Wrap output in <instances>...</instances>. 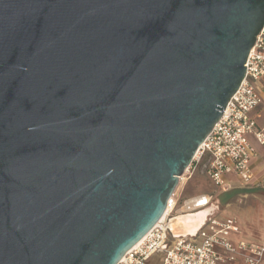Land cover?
<instances>
[{"label": "water", "instance_id": "water-1", "mask_svg": "<svg viewBox=\"0 0 264 264\" xmlns=\"http://www.w3.org/2000/svg\"><path fill=\"white\" fill-rule=\"evenodd\" d=\"M263 23L264 0H0V264H117L164 214Z\"/></svg>", "mask_w": 264, "mask_h": 264}, {"label": "built area", "instance_id": "built-area-1", "mask_svg": "<svg viewBox=\"0 0 264 264\" xmlns=\"http://www.w3.org/2000/svg\"><path fill=\"white\" fill-rule=\"evenodd\" d=\"M244 65L243 80L186 168H195L208 156L206 173L222 188L227 187L228 174L236 175L242 182L249 180V162L255 151L248 136L252 135L264 145V127L257 128L250 116V111L261 102L259 87L264 86V23ZM182 179L181 175L179 181ZM176 206L177 198L172 193L166 204L165 218H160L117 264H148L156 254L159 264H227L236 260L259 264L263 260L264 244L232 240L231 235L239 231L234 217L219 218L213 212L193 236L172 237L167 221Z\"/></svg>", "mask_w": 264, "mask_h": 264}, {"label": "crops", "instance_id": "crops-1", "mask_svg": "<svg viewBox=\"0 0 264 264\" xmlns=\"http://www.w3.org/2000/svg\"><path fill=\"white\" fill-rule=\"evenodd\" d=\"M259 92L261 102L250 111L257 128L264 127V86L259 87ZM248 140L255 151L249 162V180L242 182L236 175L228 174L227 187L220 188L221 191L231 188L238 190V208L226 213L219 208L214 215L219 218L234 217L237 220L239 231L231 235L233 241L252 240L264 244V145L258 143L252 135L248 136ZM231 263L243 264L241 260ZM259 264H264V258Z\"/></svg>", "mask_w": 264, "mask_h": 264}, {"label": "rangeland", "instance_id": "rangeland-1", "mask_svg": "<svg viewBox=\"0 0 264 264\" xmlns=\"http://www.w3.org/2000/svg\"><path fill=\"white\" fill-rule=\"evenodd\" d=\"M208 162L209 157L206 156L195 168L191 166L184 171L182 174L183 179L179 181L173 192L174 198H177V206L175 209L181 207L183 202L188 198L197 195H206L207 199L210 197L205 207L211 206V203L214 202V204L217 205L214 207V214L218 212L219 208L225 210L224 213L238 208V190L236 188H231L226 191H221V187L206 173ZM148 264H159V255H154Z\"/></svg>", "mask_w": 264, "mask_h": 264}, {"label": "bare ground", "instance_id": "bare-ground-1", "mask_svg": "<svg viewBox=\"0 0 264 264\" xmlns=\"http://www.w3.org/2000/svg\"><path fill=\"white\" fill-rule=\"evenodd\" d=\"M199 199H201L202 203L208 201L206 195L200 196ZM191 201L192 200H187L186 203H190ZM205 208L206 207H204V209H199L195 212H186L175 215L168 220L167 225H169L171 229H176L181 231H193L199 224V221L202 219L203 215L206 214ZM165 216H166V212L162 215L161 219L162 218L164 219Z\"/></svg>", "mask_w": 264, "mask_h": 264}, {"label": "flooded vegetation", "instance_id": "flooded-vegetation-1", "mask_svg": "<svg viewBox=\"0 0 264 264\" xmlns=\"http://www.w3.org/2000/svg\"><path fill=\"white\" fill-rule=\"evenodd\" d=\"M215 206H217V205H215L214 202H213V203H211V206L206 207V210L210 211V213H211V212H213L215 210L214 209Z\"/></svg>", "mask_w": 264, "mask_h": 264}]
</instances>
